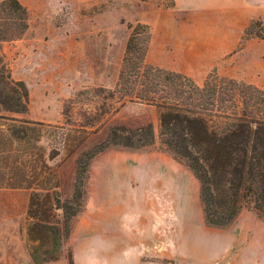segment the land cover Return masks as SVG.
Wrapping results in <instances>:
<instances>
[{
	"label": "rangeland",
	"instance_id": "374dc122",
	"mask_svg": "<svg viewBox=\"0 0 264 264\" xmlns=\"http://www.w3.org/2000/svg\"><path fill=\"white\" fill-rule=\"evenodd\" d=\"M17 1L27 9V30L21 38L3 43L1 51L11 76L22 81L28 92L27 112L12 117L33 124L0 122V190H18L10 186L20 182L32 189L38 183L54 190L61 201L70 199L77 158L96 145L109 126L152 123L156 130L153 109L129 103L120 106L108 99L119 74L129 25L141 23L149 28L147 64L169 71L204 64L203 79H192L197 85L212 70L223 77L247 75L264 81V38L256 37L264 34V0ZM43 162L55 176L46 184L38 181ZM144 168L153 172L151 177L143 178ZM161 172L181 179V203L193 204L198 211L195 218L202 221L199 182L156 140L141 150L112 146L91 159L83 230L94 227L102 215L98 205L102 195L116 198L113 211L112 201L104 206V220L112 212L116 218L125 217L127 208L144 210L138 212H143L145 220L151 217L150 211L166 209L163 219L175 220L172 199L166 196L154 202L149 197L153 187L162 184ZM23 190L30 194V189ZM122 193L132 200H119ZM19 202L18 195L0 194V264H33L27 251L28 203L22 207ZM55 214L60 217L61 210ZM236 220L256 219L244 207Z\"/></svg>",
	"mask_w": 264,
	"mask_h": 264
},
{
	"label": "trees",
	"instance_id": "16d2710c",
	"mask_svg": "<svg viewBox=\"0 0 264 264\" xmlns=\"http://www.w3.org/2000/svg\"><path fill=\"white\" fill-rule=\"evenodd\" d=\"M27 26L28 12L22 4L0 1V122L33 124L12 117L27 112L28 92L22 81L11 76L1 51L3 43L21 38ZM129 29L108 99L120 106L129 103L153 109L157 128L152 123L109 126L105 136L77 158L70 199L61 201L54 190L38 183L32 189L23 182L10 186L31 190L25 219L33 264L61 257L72 220L83 211L89 162L112 146L141 150L157 140L199 182L204 217L211 226L230 224L244 207L264 220V91L215 70L197 85L183 74L149 65L145 61L151 39L148 26L136 23ZM256 37L263 39V32ZM42 167L38 181L46 184L55 176L45 162ZM56 210H61L60 217ZM66 259L72 264L70 253Z\"/></svg>",
	"mask_w": 264,
	"mask_h": 264
},
{
	"label": "crops",
	"instance_id": "0c3cea01",
	"mask_svg": "<svg viewBox=\"0 0 264 264\" xmlns=\"http://www.w3.org/2000/svg\"><path fill=\"white\" fill-rule=\"evenodd\" d=\"M204 67V64H199L191 70L176 67L172 71L200 82L205 76ZM232 79L264 90V81L257 76L241 75ZM152 173L144 168L143 178L151 177ZM161 173H164L161 176L164 178L161 179L162 184L157 188L153 187L152 196L149 197L154 202L158 199L161 202L166 196L172 199L174 205L171 210L175 220H166V217L163 219L167 215L166 209L150 211L151 217L145 220L141 215L143 212H138L144 210L135 211L132 208L124 210L125 217L119 215L116 218L115 212H112L113 216L104 220V206H109V202L116 198L113 194L110 198L102 195L98 205H101L103 212L95 220L94 227L89 226L83 230V211L78 214L72 220L71 232L61 257L48 264H68V253L72 264H264V220L253 210L248 209L256 220H236L240 211L224 227L208 225L202 209L201 221L195 218L198 211L193 204L181 203V179ZM191 175L193 176L192 173ZM193 178L195 179L194 176ZM168 181L173 185L169 186ZM1 193L18 195L22 207L25 202L28 203L29 193L23 189L0 190ZM118 199L122 202L132 200L130 195L123 193ZM198 199L201 205L199 191ZM113 210L114 202L111 211ZM214 232L217 234H212Z\"/></svg>",
	"mask_w": 264,
	"mask_h": 264
}]
</instances>
